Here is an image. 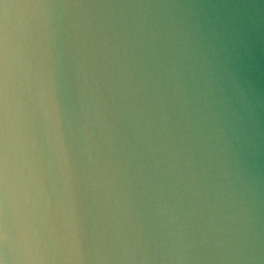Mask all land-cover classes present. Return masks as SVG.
<instances>
[{
    "label": "water",
    "instance_id": "1",
    "mask_svg": "<svg viewBox=\"0 0 264 264\" xmlns=\"http://www.w3.org/2000/svg\"><path fill=\"white\" fill-rule=\"evenodd\" d=\"M0 264H264V0H0Z\"/></svg>",
    "mask_w": 264,
    "mask_h": 264
}]
</instances>
